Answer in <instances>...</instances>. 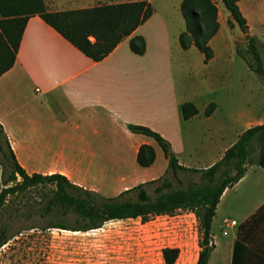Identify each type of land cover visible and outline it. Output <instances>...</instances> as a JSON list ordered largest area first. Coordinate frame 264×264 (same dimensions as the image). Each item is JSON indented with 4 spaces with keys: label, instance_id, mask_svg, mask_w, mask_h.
<instances>
[{
    "label": "crops",
    "instance_id": "1",
    "mask_svg": "<svg viewBox=\"0 0 264 264\" xmlns=\"http://www.w3.org/2000/svg\"><path fill=\"white\" fill-rule=\"evenodd\" d=\"M131 1L137 0H44L49 11ZM147 1L152 15L100 61L85 56L38 15L29 17L14 64L0 76L11 78L17 69L28 86L59 103L64 121L73 122L57 148L98 168L101 182L123 186L163 173L153 168L163 155L161 148L152 137L130 132L128 124L155 130L169 142L180 165L202 169L218 161L244 130L264 123V85L237 55V40L245 34L220 0L218 15L231 23L217 19L219 28L208 42L212 57L207 62L195 47H180L178 37L185 28L182 0ZM237 6L248 34L264 44L260 39L264 38V0H238ZM133 36L144 39L142 54L130 50ZM186 102L197 113L183 119L181 105ZM211 102L215 108L205 115ZM141 145H150L155 152L148 167L136 161ZM107 146H113L112 151L90 152ZM163 165L167 166L166 159ZM219 210L225 257L217 264H232L236 241L237 264H264V168L248 165L243 177L223 191L212 225ZM211 233L214 248L208 263L217 248L213 229Z\"/></svg>",
    "mask_w": 264,
    "mask_h": 264
},
{
    "label": "trees",
    "instance_id": "2",
    "mask_svg": "<svg viewBox=\"0 0 264 264\" xmlns=\"http://www.w3.org/2000/svg\"><path fill=\"white\" fill-rule=\"evenodd\" d=\"M196 1L202 6L200 13L194 8ZM237 1L220 0L231 19L245 34V52L249 57L236 44L237 55L264 85V46L248 34V26ZM180 10L185 25L178 37L180 47H195L203 54L204 62H207L212 57L208 42L219 28L216 4L212 0H182ZM152 13L153 7L147 0L63 11H49L44 0H0V76L12 68L27 20L33 15H38L92 61H100ZM129 47L133 53L142 54L145 50L144 39L133 36L129 40ZM214 108L215 104L211 102L204 114L209 115ZM196 113L197 109L192 103L181 105L183 119ZM128 129L132 133L152 137L161 148L167 166L163 175L123 190L117 196L105 197L71 182L58 172L28 173L17 162L0 123L2 173L6 167L8 169L7 177L3 180L5 187L0 191V210L7 194L45 186L47 189L40 196L38 207L28 209L23 215L31 217L37 213L40 217H48L50 222L47 227L88 231L99 228L107 221H146L150 216L170 215L176 210L189 211L195 216L201 234L195 264H206L214 248L211 225L221 194L243 177L248 165L254 163L264 168V123L244 130L218 161L202 169L180 165L169 142L150 128L128 124ZM154 159L152 146L141 145L138 148L136 161L141 167L150 166ZM16 176L20 178L18 181ZM192 176L197 178L192 179ZM125 195L127 197L122 198ZM70 216L73 217L71 223ZM5 242V233L1 231L0 246ZM237 250L239 243L236 241L232 264H237ZM178 253L177 248H163L161 254L164 264H174Z\"/></svg>",
    "mask_w": 264,
    "mask_h": 264
},
{
    "label": "rangeland",
    "instance_id": "3",
    "mask_svg": "<svg viewBox=\"0 0 264 264\" xmlns=\"http://www.w3.org/2000/svg\"><path fill=\"white\" fill-rule=\"evenodd\" d=\"M212 1L217 3V0ZM220 5L226 10L222 3ZM194 8L199 13L202 11L199 1L195 2ZM218 18L223 17L217 11ZM223 20L228 25V21ZM260 39L264 41V38ZM245 45V37L237 40V46L249 57ZM11 75V78L0 79V123L17 162L28 173L58 172L71 182L105 197L117 196L123 190L139 184L135 182L122 186L101 182L97 177L100 174L98 168L87 166L83 160L69 158L68 153L59 150L56 144L65 135L66 129L72 127L73 119L64 121L58 111L59 103H54L52 98H47V94L42 95L28 86L17 74V69ZM80 147L85 149L83 142ZM112 148L95 147L90 152L107 153ZM164 161L161 155L153 167L163 172L159 176L164 174ZM2 169L1 158L0 191L5 187L3 180L8 171L6 167L2 173ZM180 175L183 176V173L180 172ZM19 179L16 176V180ZM46 189L45 186H38L5 196L0 210V232L5 233L6 242L0 246V264H164L161 251L165 247L178 249L174 264L196 262L201 234L195 216L189 211L176 210L170 215L150 216L146 221H107L99 228L88 231L65 230L47 227L49 218L40 217L37 213L31 217L23 215L28 209L38 207L39 198ZM221 213L222 210H219L211 226L217 241L216 253L206 264H217V259L223 261L225 257L220 244ZM72 219L70 216V223Z\"/></svg>",
    "mask_w": 264,
    "mask_h": 264
},
{
    "label": "built area",
    "instance_id": "4",
    "mask_svg": "<svg viewBox=\"0 0 264 264\" xmlns=\"http://www.w3.org/2000/svg\"><path fill=\"white\" fill-rule=\"evenodd\" d=\"M234 221H232V223H233ZM225 233V232H224Z\"/></svg>",
    "mask_w": 264,
    "mask_h": 264
}]
</instances>
